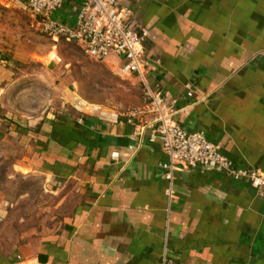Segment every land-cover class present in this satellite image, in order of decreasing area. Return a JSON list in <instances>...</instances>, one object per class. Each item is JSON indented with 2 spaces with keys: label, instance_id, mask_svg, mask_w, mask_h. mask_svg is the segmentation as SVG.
Masks as SVG:
<instances>
[{
  "label": "crops",
  "instance_id": "crops-1",
  "mask_svg": "<svg viewBox=\"0 0 264 264\" xmlns=\"http://www.w3.org/2000/svg\"><path fill=\"white\" fill-rule=\"evenodd\" d=\"M81 3L64 0L52 16L72 27ZM117 7L147 30L143 76L175 100L174 121L203 131L237 166L264 170V0H117ZM102 63L117 72L120 59ZM128 77L143 92L141 76ZM2 80L0 131L19 139L26 155L11 174L40 175L61 210L35 241L18 244L13 203L0 189V264H264V199L248 182L213 166L179 165L169 199L159 166L166 155L158 142L138 144L124 113L52 114L49 99L13 98L14 81Z\"/></svg>",
  "mask_w": 264,
  "mask_h": 264
},
{
  "label": "rangeland",
  "instance_id": "rangeland-1",
  "mask_svg": "<svg viewBox=\"0 0 264 264\" xmlns=\"http://www.w3.org/2000/svg\"><path fill=\"white\" fill-rule=\"evenodd\" d=\"M16 1H0V77L2 83L14 81L10 86L13 98L45 97L49 99L46 110L52 114H123L137 106L142 95L138 79L122 76L106 63L88 60L75 42L52 39L24 0ZM50 51L60 60L53 52L51 59ZM25 156L23 143L11 137L8 129L0 131V189L8 203H13L8 205L13 211L9 226L18 244L35 241L53 222L50 217L55 216L57 222L61 210L55 207L58 194L45 190L40 175L25 177L20 168L11 174L12 163L22 165Z\"/></svg>",
  "mask_w": 264,
  "mask_h": 264
},
{
  "label": "built area",
  "instance_id": "built-area-1",
  "mask_svg": "<svg viewBox=\"0 0 264 264\" xmlns=\"http://www.w3.org/2000/svg\"><path fill=\"white\" fill-rule=\"evenodd\" d=\"M15 0H8V3ZM32 15L40 19L42 31L52 39L64 38L81 46L87 59L102 63L117 56V73L122 76L138 74L142 78L141 103L124 113L138 144L146 140L158 142L166 161L159 163L168 185L166 196L173 197L174 171L177 166L217 167L233 180H244L264 199V170L237 166L220 151L217 143L200 130L187 131L173 119L175 100H168L161 89L149 85L144 79L145 28H135L127 8H118L117 0H82L74 26L70 27L53 13L63 6L64 0H24ZM188 95L191 86L186 85ZM117 158V152H111Z\"/></svg>",
  "mask_w": 264,
  "mask_h": 264
},
{
  "label": "trees",
  "instance_id": "trees-1",
  "mask_svg": "<svg viewBox=\"0 0 264 264\" xmlns=\"http://www.w3.org/2000/svg\"><path fill=\"white\" fill-rule=\"evenodd\" d=\"M8 71V70H7Z\"/></svg>",
  "mask_w": 264,
  "mask_h": 264
}]
</instances>
